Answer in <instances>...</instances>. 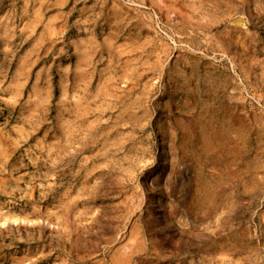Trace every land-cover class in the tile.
I'll return each mask as SVG.
<instances>
[{
    "label": "rangeland",
    "instance_id": "374dc122",
    "mask_svg": "<svg viewBox=\"0 0 264 264\" xmlns=\"http://www.w3.org/2000/svg\"><path fill=\"white\" fill-rule=\"evenodd\" d=\"M0 264H264V0H0Z\"/></svg>",
    "mask_w": 264,
    "mask_h": 264
}]
</instances>
